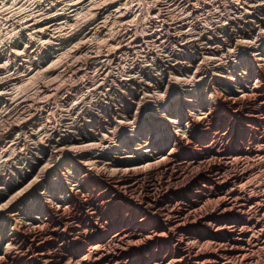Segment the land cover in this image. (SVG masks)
I'll return each mask as SVG.
<instances>
[{
  "label": "rangeland",
  "instance_id": "rangeland-1",
  "mask_svg": "<svg viewBox=\"0 0 264 264\" xmlns=\"http://www.w3.org/2000/svg\"><path fill=\"white\" fill-rule=\"evenodd\" d=\"M0 8V264H264V0Z\"/></svg>",
  "mask_w": 264,
  "mask_h": 264
},
{
  "label": "bare ground",
  "instance_id": "bare-ground-1",
  "mask_svg": "<svg viewBox=\"0 0 264 264\" xmlns=\"http://www.w3.org/2000/svg\"><path fill=\"white\" fill-rule=\"evenodd\" d=\"M57 1V0H56ZM175 2V1H174ZM15 3V2H14ZM53 3V2H52ZM184 3V2H183ZM10 4V3H9ZM8 4V5H9ZM177 5V4H176ZM53 7V6H52ZM186 7V6H185ZM115 8H117V7H115ZM191 8V7H190ZM1 9V8H0ZM31 9V8H30ZM74 9V8H73ZM79 9V8H78ZM3 10V9H2ZM33 10V9H32ZM31 10V11H32ZM90 10V9H89ZM119 10V9H118ZM125 10V9H124ZM40 11H41V9H40ZM33 12V11H32ZM190 12V11H189ZM192 12V11H191ZM124 13V12H123ZM122 13V14H123ZM74 14V13H73ZM72 15V14H71ZM117 15V14H116ZM115 15V16H116ZM32 17V16H31ZM68 17V16H67ZM117 17V16H116ZM27 18V17H26ZM29 18V17H28ZM27 18V19H28ZM127 18V17H126ZM38 19V18H37ZM54 19V18H53ZM102 19H105V18H102ZM37 21V20H36ZM38 22V21H37ZM59 22V21H58ZM54 23V22H53ZM14 25V24H13ZM47 25V24H46ZM24 26H26V25H24ZM42 28V27H41ZM43 29V28H42ZM56 29V28H55ZM54 31V30H53ZM40 32V31H39ZM29 33V32H28ZM34 34V33H33ZM23 35V34H22ZM31 35V34H30ZM159 37V36H158ZM189 37V36H188ZM50 39V38H49ZM187 39V38H186ZM193 39V38H192ZM164 41V40H163ZM20 42V41H19ZM194 42V41H193ZM27 43V42H26ZM44 43V42H43ZM183 43V42H182ZM20 44V43H19ZM61 44V43H60ZM39 46V45H38ZM45 46V45H44ZM188 46V45H187ZM26 47V46H25ZM24 47V48H25ZM168 47V46H167ZM14 49V48H13ZM48 49V48H47ZM178 49V48H177ZM17 50V49H16ZM45 51V50H44ZM109 52V51H108ZM107 52V53H108ZM11 55V54H10ZM170 57V56H169ZM54 58V57H53ZM1 59V58H0ZM111 59V58H110ZM20 60V59H19ZM42 60V59H41ZM6 64V63H5ZM29 65V64H28ZM145 65V64H144ZM1 66V65H0ZM32 66V65H31ZM13 68V67H12ZM45 68V67H44ZM43 68V69H44ZM15 69V68H14ZM8 70V69H7ZM39 70V69H38ZM39 72V71H38ZM13 73H15V72H13ZM26 74V73H25ZM2 76V75H1ZM141 76V75H140ZM22 77V76H21ZM30 77V76H29ZM142 77V76H141ZM32 78V77H31ZM28 80V79H27ZM3 83H4V81H3ZM128 83V82H127ZM149 85V84H148ZM13 87V86H12ZM17 87V86H16ZM15 88V87H14ZM9 89V88H8ZM157 89V88H156ZM2 91V90H1ZM7 91V90H6ZM153 95V94H152ZM10 98V97H9ZM13 101V100H12ZM8 103V102H7ZM9 104V103H8ZM10 106V105H9ZM8 107V106H7ZM5 108V107H4ZM3 108V109H4ZM82 110V109H81ZM88 110V109H87ZM5 111V110H4ZM3 114V113H2ZM76 120V119H75ZM71 123V122H70ZM22 138V137H21ZM77 140V139H76ZM102 140V139H101ZM214 143V142H213ZM90 145H92V144H90ZM174 149V148H173ZM175 154V153H174ZM164 156V155H163ZM164 158V157H163ZM92 159V158H91ZM95 160V159H94ZM214 160V159H213ZM41 161V160H40ZM162 161V160H161ZM170 161H171V158H170ZM95 162V161H94ZM190 162V161H189ZM85 163V162H84ZM159 163V162H158ZM180 163V162H179ZM147 164H149V163H147ZM159 165V164H158ZM220 165V164H219ZM142 166V165H141ZM145 166V165H144ZM148 166V165H147ZM150 166V165H149ZM154 166H156V165H154ZM202 166V165H201ZM163 167V166H162ZM137 168V167H136ZM161 168V167H160ZM201 168V167H200ZM208 169V168H207ZM117 170V169H116ZM125 170V169H124ZM127 170V169H126ZM144 170V169H143ZM186 170V169H185ZM184 172V171H183ZM158 173V172H157ZM145 174V173H144ZM162 174V173H161ZM218 174V173H217ZM27 175V174H26ZM152 175V174H151ZM199 176V175H198ZM231 176V175H230ZM191 177V176H190ZM128 178V177H127ZM183 178V177H182ZM193 179H194V177H192ZM209 178V177H208ZM234 180V179H233ZM220 181V180H219ZM172 182V181H171ZM183 182V181H182ZM192 182V181H191ZM166 183V182H165ZM234 183V182H233ZM27 185V184H26ZM25 185V186H26ZM31 185V184H30ZM30 185H28V187L30 188ZM203 185V184H202ZM28 190V189H27ZM193 190V189H192ZM24 191H25V189H24ZM211 192V191H210ZM70 194V193H69ZM160 194V193H159ZM181 194V193H180ZM101 196V195H100ZM156 196V195H155ZM198 199V198H197ZM95 200V199H94ZM171 201V200H170ZM186 201V200H185ZM192 201V200H191ZM194 203H195V201H194ZM103 205V204H102ZM2 206V205H1ZM133 208V207H132ZM194 210V209H193ZM59 212V211H58ZM154 214V213H153ZM189 214V213H188ZM149 216V215H148ZM46 218V217H45ZM187 221V220H186ZM185 222V221H184ZM112 224V223H111ZM186 224V223H185ZM90 225V224H89ZM179 225V224H178ZM38 226V225H37ZM192 226H195V224L194 225H192ZM123 227V226H122ZM246 227V226H245ZM52 229V228H51ZM54 229V228H53ZM224 230H226V229H224V228H218V229H216V230H214V231H212L213 232V235H216V236H219V237H222L223 235H222V233L224 232ZM235 230V229H234ZM243 231H244V229H243ZM115 232V231H114ZM128 232V231H127ZM40 233V232H39ZM191 233V232H190ZM143 234V233H142ZM206 234H207V232H206ZM224 234V233H223ZM41 235V234H40ZM127 235V234H126ZM34 237V236H33ZM50 237V236H49ZM77 237V236H76ZM113 237V236H112ZM213 237V236H212ZM225 237V236H224ZM121 238V237H120ZM229 238V237H228ZM221 239V238H220ZM114 240V239H113ZM192 240V239H191ZM117 241V240H116ZM209 241V240H208ZM228 241H229V239H228ZM225 242V241H224ZM210 243V242H209ZM228 243V242H227ZM102 244V243H101ZM213 244V243H212ZM60 245V244H59ZM226 245V244H225ZM100 246V245H99ZM216 246V245H215ZM228 247V246H227ZM97 248V247H96ZM193 248V247H192ZM230 248H232V247H230ZM124 249V248H123ZM45 251V250H44ZM43 251V252H44ZM56 251V250H55ZM188 251H190V250H188ZM81 252V251H80ZM94 252V251H93ZM40 253V252H39ZM119 253V252H118ZM195 254V253H194ZM196 254H197V252H196ZM200 254V253H199ZM202 254V253H201ZM91 255V254H90ZM198 255V254H197ZM226 257V256H225ZM68 258V257H67ZM158 258V257H157ZM173 259V258H172ZM174 259H177V258H174ZM181 259V258H180ZM183 259V258H182ZM197 259V258H196ZM205 259V258H204ZM204 259H203V261H204ZM6 260V259H5ZM27 260V259H26ZM102 260V259H101ZM206 260V259H205ZM215 260H217V259H215ZM99 261V260H98ZM210 261V260H209ZM218 261V260H217ZM220 261V260H219ZM46 262V261H45ZM199 262V261H198ZM197 262V263H198ZM201 262V261H200ZM213 262V261H212ZM79 264H80V262H78ZM174 263V262H173ZM203 263V262H202ZM201 263V264H202ZM206 263V262H205ZM207 263H208V261H207ZM220 263V262H219ZM222 263V262H221ZM237 263V262H236ZM222 264H228L227 262H224L223 261V263Z\"/></svg>",
  "mask_w": 264,
  "mask_h": 264
}]
</instances>
